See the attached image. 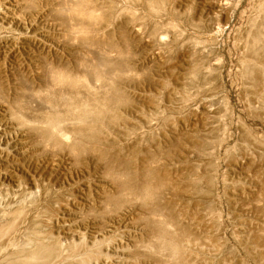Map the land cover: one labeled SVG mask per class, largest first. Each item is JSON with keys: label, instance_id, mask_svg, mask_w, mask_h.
I'll return each instance as SVG.
<instances>
[{"label": "rangeland", "instance_id": "1", "mask_svg": "<svg viewBox=\"0 0 264 264\" xmlns=\"http://www.w3.org/2000/svg\"><path fill=\"white\" fill-rule=\"evenodd\" d=\"M105 1L0 0V264H264V0Z\"/></svg>", "mask_w": 264, "mask_h": 264}, {"label": "bare ground", "instance_id": "2", "mask_svg": "<svg viewBox=\"0 0 264 264\" xmlns=\"http://www.w3.org/2000/svg\"><path fill=\"white\" fill-rule=\"evenodd\" d=\"M78 1H79V0H78ZM85 1L88 2V3H91V5H90V7H89V8H90L89 10H92V13H93V12L95 13V11H99V12H100V11H101V12H102V11H105L106 8H107V7L105 8V6H108V5H106L107 2H106L105 0H82V1L80 0L79 3H76V4L74 3V4H72V6H71L72 11H73V10H77V11H78V10H81V12H80V11H79V12L82 13V12L84 11L83 9H85V7L87 6V4L85 3ZM109 1H110V0H109ZM229 1H230V0H229ZM161 2H162V1H161ZM222 2H224V3L227 2V3H228V0H222ZM224 3H220V4H224ZM157 4H158V3H157ZM122 5H123V4H122ZM158 5H159V4H158ZM164 6H165V5H164ZM114 7H115V6H114ZM68 8H69V6H68ZM104 8H105V10H104ZM69 9H70V8H69ZM86 10H87V7H86ZM69 11H71V10H69ZM77 11H76V12H77ZM85 12H87V11H85ZM90 12H91V11H90ZM71 13H73V12H71ZM77 13H78V12H77ZM97 13H98V12H97ZM77 23H78V21H77ZM83 24H84V23H83ZM24 27H25V26H24ZM29 27H30V26H29ZM29 27H28V28H29ZM30 28H31V27H30ZM85 29H86V28H85ZM80 30H81V29H80ZM119 32H120V31H119ZM162 33H163V32H162ZM160 34H161V33H160ZM165 35H166V33H165ZM165 35H164V36H165ZM158 36H159V35H158ZM160 36H161V35H160ZM170 37H171V35H170ZM111 38H112V37H111ZM159 39H160V38H159ZM159 39H158V40H159ZM161 39H162V38H161ZM117 40H118V39H117ZM162 40H163V39H162ZM165 41H166V40H165ZM167 41H168V40H167ZM114 42H115V41H114ZM117 44H118V43H117ZM121 47H122V46H121ZM127 47H128V46H127ZM125 49H127V48H125ZM65 51H66V50H65ZM128 51H129V49H128ZM60 53H61V52H59V54H60ZM63 53H64V52H63ZM63 53H62V55H63ZM65 53H66V52H65ZM66 55H67V54H66ZM51 56H52V55H51ZM55 56L57 57V54H55ZM55 56H54V57H55ZM60 56H61V55H59V57H60ZM52 57H53V56H52ZM56 57H55V58H56ZM64 57H65V56H64ZM51 59H52V58H51ZM60 59H61V57H60ZM67 59H68V58H67ZM127 59H128V58H127ZM56 60H57V59H56ZM58 60H59V59H58ZM58 60H57V61H53V62L51 61L52 64H53L52 66H53L54 68H56V70L58 69L57 71H58V72H61V73L64 75V77L66 76V77H68V79H69V78H73L72 76H73V75H76V74L78 73V71H77V69L75 68L73 62H72L73 64H72V63H67V64H65L64 62H59ZM68 60H69V59H68ZM71 60H72V58H71ZM62 61H63V59H62ZM66 61H67V60H66ZM66 61H65V62H66ZM125 61H126V60H125ZM93 63H94V62H93ZM96 63H97V62H96ZM123 63H125V62H123ZM105 65H106V64H105ZM109 65H110V64H109ZM100 67H101V66H100ZM103 67H104V66H103ZM116 67H117V66H116ZM127 67H128V66H127ZM130 68H132V67H130ZM130 68H129V69H130ZM112 69H115V68H112ZM112 69H111V71H114V70H112ZM212 69H213V68H212ZM108 70H109V69H108ZM117 70H119L118 67H117ZM123 70H124V69H123ZM54 71H55V70H54ZM91 71H92V70H91ZM101 71H102V70H101ZM104 71H105V70H104ZM127 71H129V70H127ZM95 72H97V71H95ZM120 72H122V71H120ZM61 73H60V74H61ZM114 73H115V72H114ZM78 74H79V73H78ZM112 74H113V73H112ZM118 74H119V72H118ZM109 76H110V75H109ZM118 76H119V75H118ZM76 77H77V76H76ZM36 78H37V77H36ZM60 78H61V77H60ZM109 78H110V77H109ZM28 79H29V78H28ZM5 80H6V79H5ZM29 80H30V79H29ZM26 81H27V79H26ZM34 81H36V79H34ZM40 81H41V80H40ZM30 82H32V81H30ZM30 82H29V85H30ZM41 82H42V81H41ZM68 82H69V81H68ZM75 82H76V81H75ZM97 82H99V81H97ZM118 82H119V81H118ZM121 82H122V81H121ZM6 83H7V82H6ZM32 83H33V82H32ZM32 83H31V84H32ZM102 83H105V82H102ZM108 83H109V82H108ZM42 84H43V83H42ZM96 84H97V83H96ZM111 84H112V81H111ZM27 85H28V84H27ZM27 85H25V87H26ZM38 85H40V84H38V82H35L33 85H31L32 87H30V89L35 88V87L38 86ZM99 85H100L99 88L102 90V91H101L102 93L100 92V93H101V95H100L101 97H99V99L97 98L98 100H97V99H96V100L94 99V101H92V102L88 101V102H89L90 105H92V104L94 103L95 106H98V107H99V111H101L100 109H103L104 106H109L111 102H112L113 104H114V103L116 104V101H114V102L111 101L112 98L115 97L116 99H118V98H120V97L115 96V95H118V94H116V91H117V90L115 91V89L112 88L111 85H109V86H102V84H100V83H99ZM103 85H104V84H103ZM113 85H114V87L116 86V84H113ZM121 85H122V84H121ZM7 86H8V85H7ZM13 86H14V85H13ZM23 86H24V85H23ZM40 86H41V85H40ZM101 86L103 87V89H102ZM110 86H111V87H110ZM122 87H123V86H122ZM27 88H29V87L27 86ZM4 89H5V88H4ZM39 89H40V88H39ZM41 89H42V88H41ZM117 89H118V88H117ZM0 90H1V89H0ZM119 90H120V89H119ZM121 91H122V90H121ZM121 91H120V93H121ZM38 92H40V90H38ZM69 92H70V91H69ZM117 92H118V91H117ZM122 92H123V91H122ZM6 93H7V92H6ZM42 93H43V92H42ZM120 93H119V94H120ZM38 94H39V93H36L37 96H38ZM63 94H64V93H63ZM97 95H98V94H97ZM122 95H123V93H122ZM123 96H124V95H123ZM2 97H3V96H2ZM65 97H66V96H65ZM88 97H89V96H88ZM67 98H68V97H67ZM124 98H125V97H124ZM0 99H1V98H0ZM26 99H27V98H26ZM37 99H38V97H37ZM116 99H115V100H116ZM126 99H127V98H126ZM90 100H91V99H90ZM119 100H120V99H119ZM122 100H123V99H122ZM122 100H121V101H122ZM9 101H10V100H9ZM9 101H8V104H9ZM18 101H19V100H18ZM23 101H24V100H23ZM29 101H30V100H29ZM110 101H111V102H110ZM31 102H32V101H31ZM33 102H34V101H33ZM37 102H38V101H36V104H37ZM88 102H87V103H88ZM23 103H25V102H23ZM40 103H41V101H40ZM56 103H58V102H56ZM87 103L85 102V104H87ZM16 104H17V103H16ZM21 104H22V103H21ZM25 104H26V103H25ZM29 104H30V103H29ZM36 104H35V105H36ZM44 104H45V103H44ZM102 104H103L104 106H103ZM23 105H24V104H23ZM26 105H27V104H26ZM32 105H33V104H32ZM35 105H34V106H35ZM42 105H43V104H42ZM45 105H46V104H45ZM79 105H80V104H79ZM90 105H89V107H90ZM101 105H102L103 107H102ZM10 106H11V105H9V107H10ZM15 106H16V105H15ZM17 106H18V105H17ZM19 106H20V105H19ZM28 106H30V105H28ZM28 106H27V107H28ZM38 106H39V105H38ZM40 106H41V105H40ZM21 107H22V105H21ZM47 107H48V108H51V110H53V111L57 108V107L54 108L53 105H49V104H48ZM77 107H78V106H77ZM100 107H101V108H100ZM109 107H110V106H109ZM113 107H114V106H113ZM22 108H26V107H22ZM30 108H32V107L30 106ZM30 108L28 109L29 111L31 110ZM59 108H60V107H59ZM83 108H84V107H83ZM96 108H97V107H96ZM26 109H27V108H26ZM32 109H33V108H32ZM35 109H36V110L39 109V108H37V105H36V108H35ZM57 109H58V108H57ZM61 109H62V108H61ZM85 109H86V108H85ZM85 109H83V110H85ZM91 109H92V112L97 110V109L94 110L95 108L93 109L92 107H91ZM105 109H106V108H104V110H105ZM107 109H108V108H107ZM19 110H20V109H19ZM21 110H22V109H21ZM23 110H24V109H23ZM23 110H22V111H23ZM48 110H49V109H48ZM51 110H49V111H51ZM59 110H60V109H59ZM62 110H63V109H62ZM56 111H58V110H56ZM63 111H64V110H63ZM77 111H78V110H77ZM97 111H98V110H97ZM102 111H103V110H102ZM115 111H116V110H115ZM125 111H126V110H125ZM31 112L34 113L33 110H31ZM40 112H41V111H40ZM54 112H55V111H54ZM81 112H82V111H81ZM88 112H89V111H88ZM88 112H87V113H88ZM25 113H26V112H25ZM29 113H30V112H29ZM37 113H39V111H38ZM41 113H42V112H41ZM58 113H59V111L56 112L55 114H58ZM77 113H78V112H77ZM87 113H86V114H87ZM100 113H101V112H100ZM23 114H24V113H23ZM72 114H73V113H72ZM90 114H91V113H90ZM26 115H27V114H26ZM34 115H36V111H35V114H34ZM37 115H38V114H37ZM39 115H40V117H42L41 114H39ZM60 115H61V114H60ZM79 115H80V114H79ZM91 115H92V114H91ZM22 116H23L22 118H24V115H22ZM62 116H63V115H62ZM68 116H69V115H68ZM76 116H77V115H76ZM76 116H75L74 118H76V120H77V117H76ZM34 117H35V116H34ZM34 117H33V115H28V116H27V119H28V120H31V121H35V122H39V121H40V123H42L43 125H45L44 122H48V121H50L51 124H54V126H56L55 128L52 129V130H53V131H52V135H56V136L58 135L59 141L62 142L63 144H67V145H69V143H71V142L73 141V143H71V146H74V145L76 146V144H75L76 141H77V142H78V141H79V142H82V141L79 140L78 137H80V139L83 137V136H82V134H83L82 131H83V130H84V131H87L86 129H89V128L92 130V127L87 126V125H86L85 129H82L84 125L82 126V128H79L78 125L80 126L81 122H80V124H79L78 121H77V123H75V124H77V125H76V128H74L73 126L69 127L68 125H67V127H65V126H63V125L60 124V122H61L62 120H64V119H63V118H62V119H58V118H56V116H53V118H50V119H52V120H49V118H46V117H45V119H43V120H40V119H39V118H40L39 116H38L39 118H37V119H36V117H35V118H34ZM79 117H80V116H79ZM43 118H44V117H43ZM64 118H66V117H64ZM71 118H72V116L70 117V119H71ZM24 119H25V118H24ZM68 119H69V118H68ZM68 119H67V120H68ZM79 119H80V118H79ZM81 119L83 120V118H81ZM93 119H94V118H92V120H93ZM36 120H39V121H36ZM57 120H58V121H57ZM74 120H75V119H74ZM85 120H86V119H84V121H85ZM90 120H91V119H90ZM90 120H89V121H90ZM92 120H91V121H92ZM70 121H71V120H70ZM72 121H73V119H72ZM84 121H83V122H84ZM89 121H88V122H89ZM93 121H96V120H93ZM5 122H6V121H5ZM28 122H29V121H28ZM50 122H49V123H50ZM63 122H64V121H63ZM65 122H66V120H65ZM73 122H74V121H73ZM73 122H72V123H73ZM85 122H86V121H85ZM9 123H10V122H9ZM30 123H31V122H29V124H30ZM72 123H71V124H72ZM51 124H50V125H51ZM83 124H84V123H83ZM87 124H88V123H87ZM91 124H92V123H91ZM40 125H41V124H40ZM69 125H70V123H69ZM73 125H74V124H73ZM45 126H46V125H45ZM54 126H53V127H54ZM50 127H52V126H50ZM77 127H78V128H77ZM31 128H32V127H31ZM43 128H44V127H42L41 129H43ZM48 128H49V126H48ZM90 129H89V131H90ZM34 130H37V129H34ZM43 130H45V128H44ZM43 130H42V131H43ZM48 130H49V129H46L44 132H46V131H48ZM42 131H41V132H42ZM84 131H83V132H84ZM49 132H50V130H49ZM95 133H96V132H95ZM46 134H49V133H45V135H46ZM80 135H81L82 137H81ZM48 136H49V135H48ZM56 136H55V139H57ZM83 139H84V138H83ZM56 141H57V140H55V143H56ZM79 142H78V143H79ZM96 142H97V141H96ZM0 143H5V139L0 138ZM56 144H58V143H56ZM98 144H99V143H98ZM98 144H97V146H98ZM77 145H78V144H77ZM98 147H101L103 150H108V147H106V146H104V145H103V146H98ZM126 147H127V146H126ZM128 148H129V147H128ZM133 148H134V145H133ZM125 149H126V148H125ZM137 150H138V149H135V150L133 149V150L130 151V153H133V152H134V153H137ZM140 152H141V150H140ZM138 162H139V161H138ZM121 166H122V165H121ZM140 184H141V183L139 182V183L135 184V186H136V187H140ZM34 186H35V183H32V184L28 187V190H30L31 192H33V191H32L33 189L31 190V188L34 187ZM37 188H38V187H37ZM137 190L139 191V189H137ZM134 191H135V189H134ZM138 191H137V192H138ZM137 194H139V193H137ZM141 195H142V194H141ZM1 200H2V199H0V202L2 203L3 200H2V201H1ZM1 203H0V204H1ZM156 207H157V206H156ZM167 217H168V216H167ZM172 219H174V218H172ZM168 221H169V220H168ZM170 224H171V222H170ZM41 246H42V245H41ZM47 251H48V250H47Z\"/></svg>", "mask_w": 264, "mask_h": 264}]
</instances>
